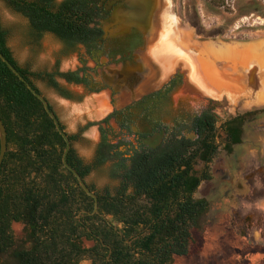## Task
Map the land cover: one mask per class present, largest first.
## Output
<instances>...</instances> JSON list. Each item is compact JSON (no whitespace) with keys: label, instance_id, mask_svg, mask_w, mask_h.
Segmentation results:
<instances>
[{"label":"trees","instance_id":"obj_1","mask_svg":"<svg viewBox=\"0 0 264 264\" xmlns=\"http://www.w3.org/2000/svg\"><path fill=\"white\" fill-rule=\"evenodd\" d=\"M5 1L26 18L28 33L35 39L50 33L67 50L82 45L89 51L99 35L91 26L99 16L98 0ZM199 1L213 8L225 2L195 0ZM193 14L199 37L223 35L220 28L207 32L200 28L196 5ZM0 52L40 94L32 78L67 99L72 95L56 76L85 87L90 83L85 66L65 72L22 67L1 27ZM49 107L54 112L50 103ZM258 112L264 109L238 113L221 123L231 138L228 152L231 144L241 142L246 118ZM112 116L99 122L101 139L90 163L72 145L79 132L67 133L71 146L66 161L84 181L91 170L106 162L110 177L119 180L114 192L107 188L99 192L86 183L97 196L95 212L94 199L62 163L65 142L41 101L0 59V119L6 131L0 165V264H78L83 259L91 264H173L175 256L193 250L208 211V202L195 198L194 193L202 181L210 179L207 164L217 153L213 115L205 111L196 118V142L166 139L154 150L125 153L108 138L110 127L101 126ZM198 161L205 165L202 172L195 169ZM14 223L22 225L20 239L15 236Z\"/></svg>","mask_w":264,"mask_h":264},{"label":"rangeland","instance_id":"obj_2","mask_svg":"<svg viewBox=\"0 0 264 264\" xmlns=\"http://www.w3.org/2000/svg\"><path fill=\"white\" fill-rule=\"evenodd\" d=\"M160 1L167 4L168 13L179 38L182 39L184 50L176 46V49L173 47L168 50H164L160 46L157 48L158 32L155 31L151 37L148 32L141 31L143 42L142 46L136 51L138 64L136 74L140 83L136 87L148 83L146 84L148 89H154L166 82L169 77L178 73L181 76V84H179L175 92L181 93L185 91L186 98L189 96L188 93L192 92L196 94L200 102L202 101L205 104L209 99L216 101L214 111L219 120L235 113L263 108L264 102H261L258 97L259 94L264 95V72L261 73L264 71V64H259L254 57L246 61L248 63L242 61L232 64L229 62V52L223 48L247 43H258L260 44L259 54L264 58V0H225L224 6L219 8H213L205 1H199L198 3L195 0ZM195 5L199 13L200 28L204 31L206 30L205 32L220 28L223 31L221 37L211 36L209 33L205 37L197 35L196 28L192 23H197V19H194L195 15L193 14ZM0 27L6 31L7 46L22 67H27L34 72H50L56 69L60 72H65L76 70L82 66L88 69L87 72L91 77L87 87L82 84L67 83L64 79L58 76L55 77L59 85L71 93V99L60 96L42 80L36 78H32V80L42 95L52 105L53 110L64 125L65 131L72 134L79 132L78 138L72 142V145L82 160L90 163L93 160L95 146L99 141V122L114 108V106L109 104L111 91L108 87L110 84L114 85V80L106 84L102 77V72L117 68L108 65L105 56H88L82 45H77L74 49L67 50L64 44L50 33H45L38 39L31 37L28 33L26 18L16 13L5 0H0ZM105 29L107 34L108 28L106 27ZM210 47L213 49L209 50ZM158 51H160L159 54ZM222 53L223 56L221 57ZM238 60H244V57H238ZM167 61L172 62V67L165 73L163 80L154 86V79L158 77L164 63ZM196 62L201 66L199 74H197L199 69L197 68L196 70V67H193L197 64ZM141 65L144 66L145 70L150 68L152 72L149 75L145 74L146 76L144 77V74L141 73L145 72V70L140 71ZM254 66L258 84L256 83L255 86L257 88L251 93L243 79L246 72ZM192 69L195 70L194 73ZM219 72H224V77L232 85L237 82L235 86L233 85V88L238 87L234 91L236 92L235 96L232 95L233 91L229 90L226 92L224 89L218 95H208L198 90L197 87L191 86V83L195 85V80L197 82L198 77L202 81L208 80L210 82L209 86H211V80H215ZM260 74L262 76L261 80L258 76ZM127 79L126 76H121L118 80V85H124ZM118 85L114 87L116 91L112 95L115 105L128 104L130 94L124 87H118ZM201 87L199 88L202 89ZM103 94L106 96V101H108V108L100 114L97 98ZM178 96L180 97V95ZM175 97H177V94ZM88 123L91 124L87 125ZM107 124L115 132L118 131L116 118L111 117ZM105 125L106 123H101V126L104 127ZM109 138L112 141L116 140L113 134H110ZM260 149L264 151V116L257 118L252 123H246L242 143L234 146L233 154L235 157L241 158ZM223 153L222 148H220L209 164L212 180L203 181L195 193V196L209 197L211 207L210 211L202 219V228L200 235L196 237L195 247H193L187 257L175 256L174 264H221L222 262L219 259L217 260L216 256H219L218 253L222 251L228 239L222 225L218 226L219 223L214 210L215 196L213 187L230 161V158L224 157ZM197 167L200 168L202 165L200 164ZM109 168V162L94 168L85 176L86 183L92 185L99 192L104 188L114 192L119 180L110 177ZM13 229L16 238L20 239L22 237V225L14 223ZM78 264H91V261L83 259Z\"/></svg>","mask_w":264,"mask_h":264},{"label":"flooded vegetation","instance_id":"obj_3","mask_svg":"<svg viewBox=\"0 0 264 264\" xmlns=\"http://www.w3.org/2000/svg\"><path fill=\"white\" fill-rule=\"evenodd\" d=\"M129 1L135 4L138 0H98L99 16L91 26L97 28L99 35L89 51L83 46L88 56H105L108 65L117 68L102 72L106 84L114 80V85L108 86L111 91L109 104L114 108L108 114L112 113V117L116 118L118 131L115 132L109 124H106L104 128L110 127L108 138L110 134L115 135L116 140H111V143L118 145V150L123 153L132 149L148 152L158 148L166 139L196 142L199 137L196 118L205 111L211 113L215 119L217 151L222 148L224 157L230 158L213 187L218 226L222 225L228 239L227 244L218 253L219 256H216L217 260L222 261L221 264H264V151L260 149L245 157H235L234 146L241 144V139L240 143L231 144L228 152L226 145L231 138L223 132L221 123L237 114L219 120L214 111L216 101L209 99L205 104L192 92L188 93V98L184 94L185 91L175 92L181 84L180 74L176 73L169 77L166 82L154 89H148L146 84L136 87L140 83L136 74L138 68L136 51L142 46L143 34L134 26H122V23L118 22L121 17H126ZM146 1L149 3L148 0ZM255 73L254 66L246 72L243 79L251 93L257 88ZM122 74L129 78L120 86L118 80ZM117 85L124 87L130 94L128 104L115 105L112 95ZM54 113L56 114L55 111ZM263 116L264 113L258 112L246 118L243 134L246 123H252ZM66 133L72 134L67 131ZM100 139L99 132L98 143ZM214 157L207 164L208 167ZM200 164L202 167L198 168ZM204 167L205 165L198 161L195 169L202 172ZM209 173L210 179L205 181L212 180L210 167ZM195 193V198H203L208 202V211L204 218L211 209L210 199L207 196H195Z\"/></svg>","mask_w":264,"mask_h":264},{"label":"bare ground","instance_id":"obj_4","mask_svg":"<svg viewBox=\"0 0 264 264\" xmlns=\"http://www.w3.org/2000/svg\"><path fill=\"white\" fill-rule=\"evenodd\" d=\"M148 1H149V3L146 0H138L135 3V5L139 6L138 8L142 10V12L138 13V15H137L138 19L135 21V23L137 22L136 25L138 27H140L142 32H144V31L148 32L151 35V37L154 35L155 31L158 32L157 48L160 46L162 49L168 50V49L176 46L177 48L184 50V45L182 44L183 43L182 39L179 38V36L176 32V29L174 27V23L172 22L171 17L168 13L166 2L162 3L160 0H148ZM162 6H163V9H162ZM127 20H128L127 16L123 17V18L121 17V19H119L118 22H121L122 26H123L124 23H127ZM176 47H175V49H176ZM212 49H213L212 47L209 48V50H212ZM183 50H181V51H183ZM159 52L160 51H158V54H159ZM181 54H182V52H181ZM230 54L231 53H229V55ZM184 55L186 56L185 53H184ZM231 55H232L231 57L234 58V54H231ZM222 56H223V53H222L221 57ZM196 63H197V64H195L196 66L195 65L194 66L192 65V66L196 67V70H197V68L199 69V71L197 73V74H199V72L201 71V66H200V64L198 65V62H196ZM171 67H172V62L167 61L164 63V66L162 67V71L160 72V74H158V77L156 79H154V82H153L154 86L163 80V76ZM188 67L190 68V66H188ZM144 70H145V68H144V66H142L140 71H144ZM194 71L195 70L192 69L193 73H194ZM150 72H152V70L150 68H147L145 70V72H143L141 74H144V77H145L146 75H149ZM139 75H140V73H139ZM121 76L124 77L126 75L122 74ZM204 76H205V74H204ZM197 77H198V75H197ZM126 79H127V77H126ZM146 84H148V83H146ZM209 84H210V82H208V80L202 81L198 77L197 82L195 80V85H193L191 83V86H194L195 88L197 87L198 90L203 91L199 87L200 86L207 87V86H209ZM210 88H212V87H207L205 90H208ZM97 99H98V104L100 106L99 113L101 114L107 110L106 96L103 94V95L99 96ZM101 110H102V112H101Z\"/></svg>","mask_w":264,"mask_h":264},{"label":"water","instance_id":"obj_5","mask_svg":"<svg viewBox=\"0 0 264 264\" xmlns=\"http://www.w3.org/2000/svg\"><path fill=\"white\" fill-rule=\"evenodd\" d=\"M128 11L126 12V16L128 17L127 23H124L123 26H134L136 30H140V27H138L135 23V21L138 19V13H141L142 10L139 9L137 5L134 3L132 4L131 1L127 2ZM142 28V27H141ZM0 59L10 68V70L26 85V87L30 90L32 94H34L42 103L44 110L48 114V116L52 119L54 126L58 133L62 136L64 142H65V148L63 150L62 154V163L64 167H66L73 176L77 179L80 187L84 190V192L92 197L94 199V211L97 212V196L96 194L91 191L88 187L86 182L80 177V175L67 163L66 161V155L69 151V148L71 146L70 140L67 136V133L65 130H63L60 126L59 119L57 118L56 114L50 109L48 100L40 93H38L32 85L17 71V69L2 55L0 52ZM6 151V131L5 127L0 119V165L2 163V160L4 158V154Z\"/></svg>","mask_w":264,"mask_h":264},{"label":"crops","instance_id":"obj_6","mask_svg":"<svg viewBox=\"0 0 264 264\" xmlns=\"http://www.w3.org/2000/svg\"><path fill=\"white\" fill-rule=\"evenodd\" d=\"M224 50L228 51L231 54H234V58L231 57L232 55L230 54L229 57V62L232 64H235L237 62H246L249 61L251 59V57H254L259 64L263 65L264 64V58L262 55L259 54V49H260V44L258 43H247L244 45H239V46H229L228 48H223ZM231 51V52H230ZM238 57H244V60L239 61ZM248 63V62H246ZM262 67V66H261ZM264 71H262L261 73H263ZM260 77V80L262 79L261 74L258 75ZM262 82V81H261ZM237 82H234V86L236 85ZM213 84V85H212ZM229 85V86H227ZM232 85V83H230V81L228 82V80L224 77V72H219V75H217L216 79L211 81V86H207V87H212L208 90H205L207 87L205 86H200L204 93L208 94V95H218L219 92L226 90L227 91H233L232 95H236V91L237 90V86L235 88H233L234 86ZM232 86V87H231ZM195 88V87H194ZM211 90V91H210ZM258 99L261 102H264V95L263 94H259ZM107 108H108V101H107Z\"/></svg>","mask_w":264,"mask_h":264}]
</instances>
